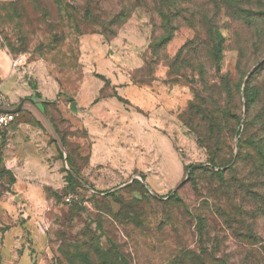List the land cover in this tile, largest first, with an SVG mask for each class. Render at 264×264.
I'll list each match as a JSON object with an SVG mask.
<instances>
[{
	"label": "rangeland",
	"instance_id": "374dc122",
	"mask_svg": "<svg viewBox=\"0 0 264 264\" xmlns=\"http://www.w3.org/2000/svg\"><path fill=\"white\" fill-rule=\"evenodd\" d=\"M15 1H0V86L25 108L0 134V198L22 187L31 194L25 201L42 209L45 264H84L66 255L91 238L103 248L115 242L132 264H175L199 242L240 264L248 246L214 213L230 208L224 186L215 176L189 178L188 167L206 166L214 151L234 159L243 137L264 153V0H234L245 10L231 17L224 0L201 9L224 36L221 57L210 60L205 50L185 61L186 51L178 53L194 28L177 26L156 57L141 6L107 38V10L120 8L118 0H42L49 16L37 25L31 7L21 19L9 11ZM199 71L206 86L194 80ZM254 189L264 193V185ZM255 227L264 240V218Z\"/></svg>",
	"mask_w": 264,
	"mask_h": 264
},
{
	"label": "trees",
	"instance_id": "16d2710c",
	"mask_svg": "<svg viewBox=\"0 0 264 264\" xmlns=\"http://www.w3.org/2000/svg\"><path fill=\"white\" fill-rule=\"evenodd\" d=\"M41 1L16 0L15 2L6 3V5L8 4L9 11L17 19H21L22 15L28 12V8L31 7V12L36 15L35 24L37 25L49 16L47 7ZM48 1L59 4L62 0ZM218 1L204 0L202 5H199V0H118L120 8L107 10V38L115 37L120 27L130 17L133 9L141 6L148 13L152 26L150 47L151 50L153 49L154 56L158 57V53L155 52L167 45L177 30V26L180 27L189 23L195 30V36L192 41L181 48L178 56L180 57L181 53L186 51V55L183 56V61H185L188 54L201 53L206 50L210 60V54L219 58L223 49L224 36L218 28L215 16L200 17L202 16L201 9L205 11L208 6L215 5ZM224 1L232 10V13L228 14L229 17L235 13L237 16V12L245 10V7H236L234 0ZM194 7L196 11H194ZM198 8L200 9L198 10ZM196 16L198 18H195ZM179 20L180 24L174 23ZM172 63L173 61L171 64H166L170 70ZM217 67L216 63V70ZM195 76H197V79H194L196 82L200 81L202 85L206 86L207 79L202 71H199L198 74L195 73ZM168 77H171V72H169ZM248 85L249 82L246 81L244 90L249 104L251 99L248 98L250 88ZM199 92L197 89L195 96ZM190 111L200 112V107L193 104ZM206 112L202 111V119L209 121L212 119V115L210 111H208V114ZM209 128L210 131H213L211 127ZM232 160L234 161L231 164ZM217 163H219V166L222 164L225 166L231 165L225 169L214 170L218 166ZM240 167H248L247 173L239 175L238 168ZM188 169L190 170L189 178H194L198 173L199 175L195 178L198 177L197 179L202 181L212 179L215 176L220 185L224 186L229 197L230 208L228 206L217 207L214 213L217 217H220L222 225L231 232L235 239L242 238L243 241L241 242L248 246L247 249L242 248L246 251L242 250L243 256L240 264H264V240L260 238L255 227L256 219L264 218V193H258L254 189L256 186L262 187L264 185V153L258 144L250 140V137H243L238 142V152L234 159L229 158L227 160L225 157L220 156L218 151H214V153H211L206 166L202 164L190 165ZM236 189L242 192L244 199H238L239 194L235 192ZM171 196L177 198L175 192ZM129 213L136 216L134 211ZM125 219L128 220L129 218L125 217ZM197 219L199 228H202L204 220L200 215L197 216ZM201 231L199 230L200 238L202 237ZM98 242L96 238L86 240L84 249H80L76 244H71L69 247L74 249L71 254L66 255L67 260L72 263L79 258L84 264H132L115 242L111 241L107 248H103ZM212 251L213 249L206 243L199 242L197 247L186 250L182 256L173 258L172 262L175 264H230L226 257H216Z\"/></svg>",
	"mask_w": 264,
	"mask_h": 264
},
{
	"label": "crops",
	"instance_id": "0c3cea01",
	"mask_svg": "<svg viewBox=\"0 0 264 264\" xmlns=\"http://www.w3.org/2000/svg\"><path fill=\"white\" fill-rule=\"evenodd\" d=\"M1 63H3L2 53H0V66ZM0 72H2L1 67ZM4 92L12 102H17L13 100V97L8 92ZM24 108L22 105V109ZM164 144L168 157L174 161L175 152L169 143V139L166 137ZM156 156L159 157L157 154ZM17 191L18 195L16 196L9 195L0 198L1 264H45V259L49 256L50 247L40 223L42 209L25 201V199H29L28 197L31 196L27 189L19 187ZM20 194H23L25 198L18 199L17 196Z\"/></svg>",
	"mask_w": 264,
	"mask_h": 264
},
{
	"label": "built area",
	"instance_id": "2783aa9c",
	"mask_svg": "<svg viewBox=\"0 0 264 264\" xmlns=\"http://www.w3.org/2000/svg\"><path fill=\"white\" fill-rule=\"evenodd\" d=\"M21 109L20 103L12 102L0 86V134L15 120Z\"/></svg>",
	"mask_w": 264,
	"mask_h": 264
},
{
	"label": "water",
	"instance_id": "95a60500",
	"mask_svg": "<svg viewBox=\"0 0 264 264\" xmlns=\"http://www.w3.org/2000/svg\"><path fill=\"white\" fill-rule=\"evenodd\" d=\"M20 105L22 106L23 104H22V103H20Z\"/></svg>",
	"mask_w": 264,
	"mask_h": 264
}]
</instances>
